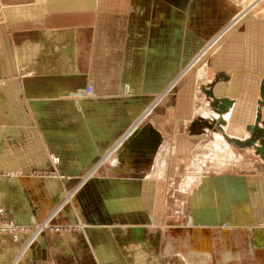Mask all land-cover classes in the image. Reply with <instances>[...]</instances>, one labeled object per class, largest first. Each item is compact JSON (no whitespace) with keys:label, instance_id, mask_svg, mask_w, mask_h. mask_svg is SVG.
<instances>
[{"label":"crops","instance_id":"0c3cea01","mask_svg":"<svg viewBox=\"0 0 264 264\" xmlns=\"http://www.w3.org/2000/svg\"><path fill=\"white\" fill-rule=\"evenodd\" d=\"M4 2L0 221L31 233L68 203L32 244L0 234V264H264V156L243 144L264 127V12L153 105L233 0ZM216 137L237 166L183 189L188 155Z\"/></svg>","mask_w":264,"mask_h":264},{"label":"rangeland","instance_id":"374dc122","mask_svg":"<svg viewBox=\"0 0 264 264\" xmlns=\"http://www.w3.org/2000/svg\"><path fill=\"white\" fill-rule=\"evenodd\" d=\"M4 1L5 0H0V19H2V8H3V5L5 4ZM233 1L235 2L236 6L239 7V9L234 14L235 17L233 18V20L231 19V21L229 23H227L225 26H223L222 29L220 31H218V33L215 35V37H212L210 39V41L204 42V45L206 44L204 46V48H203V46H201L202 50H200L199 53L193 57V60L189 63V65L185 69L181 70L180 74H178V76H176V78L174 79L175 81L172 82L170 84V86H168L164 91H161V92L156 94L155 102L153 103V105L157 101H159L160 98H162L164 95H166L171 89L175 90L176 83L178 82V80L183 75L186 74V72L188 70H190L192 67H196L197 64L201 60H203V58H205V56H208V54L215 52V50H217L221 46V44H222L223 40L226 38V36L230 34V32L234 29L236 24L238 22H240V20L244 17V15L247 12H249V11H251V12H259V11L264 12V0H233ZM224 30H225V32L219 37V34H221ZM216 38H218V39L216 40ZM212 40H216V41L212 42ZM204 64L205 63H203L202 66ZM187 68H188V70H187ZM79 92H81V93H79ZM79 92H78V94L87 95L86 90L79 91ZM151 108L152 107L147 108L146 112L151 110ZM150 113H151V111H150ZM144 114H142V117L145 116ZM150 117L151 116H148L149 119H150ZM224 142H226V141L224 140ZM230 145L231 144L229 143V146H228L229 148H227L226 145H222V144L220 145L219 140L216 137V141L213 144V148L210 146L208 148L205 147L202 150H197V151L194 150L193 152H191L188 155V158H187L188 161H186L184 168L179 170L180 176L182 177L183 182H184V184L181 187L188 191L189 187H191V186L193 188H195V185H197L199 183V180H200L199 177H201L204 174V172H206V171L207 172L208 171L217 172L221 169H225V168L226 169H232L235 166H237L236 164L232 165V163L235 161V152H234V148H232V145L231 146ZM61 202H64V206L68 203L67 195L64 196L61 201L59 200V204H57V206L54 208V210L48 215L46 221H48V222H50L51 220L52 221L49 223L47 228L43 229L44 231L43 230L41 231L42 233L40 235H42L43 233H46V232L49 233L51 231V229H52L51 224L53 222V218L56 217L62 210L63 204ZM179 206H181L180 200H178V199L174 200V204L172 203V205L168 206L169 211H170L169 214L173 218H175V220L178 221V223L179 222L181 223L183 221H184V224L189 223L188 222L189 221L188 213L186 211L182 210L181 207H179ZM53 213L55 215H53ZM46 221L43 224H45ZM35 226L37 228V231H39L41 226L37 225V224Z\"/></svg>","mask_w":264,"mask_h":264},{"label":"built area","instance_id":"2783aa9c","mask_svg":"<svg viewBox=\"0 0 264 264\" xmlns=\"http://www.w3.org/2000/svg\"><path fill=\"white\" fill-rule=\"evenodd\" d=\"M90 93H91V88L87 87L86 94L89 95ZM50 222L47 223V227H48ZM41 233H42L41 231L40 232L37 231L36 226H35L34 231H32L30 233L29 230H28V227L27 228L26 227H22V226L14 224L12 222L0 221V234L10 235L15 240H17L21 235L27 234V238L25 240V244L26 245L32 244ZM37 234H39V235H37ZM35 235H37V237ZM32 237H33V239H32Z\"/></svg>","mask_w":264,"mask_h":264},{"label":"water","instance_id":"95a60500","mask_svg":"<svg viewBox=\"0 0 264 264\" xmlns=\"http://www.w3.org/2000/svg\"><path fill=\"white\" fill-rule=\"evenodd\" d=\"M262 96L264 99V90L262 91ZM259 120H260V118L258 117L256 119V123H254L250 126L251 135L248 138V140H246L243 144L245 146L253 145L256 143L257 140H259L260 145L256 147V150L258 151V153L260 155L264 156V127L261 128L260 126H258ZM232 142L236 143V141H234V140Z\"/></svg>","mask_w":264,"mask_h":264},{"label":"bare ground","instance_id":"6f19581e","mask_svg":"<svg viewBox=\"0 0 264 264\" xmlns=\"http://www.w3.org/2000/svg\"><path fill=\"white\" fill-rule=\"evenodd\" d=\"M224 32H225V30H224L221 34H219V37H220ZM219 37H218V38H219ZM218 38H216V40H217ZM216 40H213V41H216ZM213 41H212V42H213ZM210 45H211V44H210ZM262 104H263V103H262ZM142 119H143V118H142ZM142 119H141V120H142ZM141 120H140V121H141ZM140 121H139V122H140ZM53 215H55V214L53 213ZM53 215H52V216H53ZM52 216H51V217H52ZM47 223H48V221H46V223L43 224V225L41 226V228L39 229V232L42 231L44 228L47 227ZM37 235H38V234H37ZM37 235H36V236H37ZM32 238H33V237H32ZM32 241H33V240H32ZM24 249H25V248H24Z\"/></svg>","mask_w":264,"mask_h":264}]
</instances>
